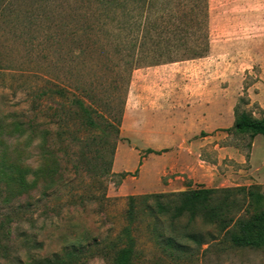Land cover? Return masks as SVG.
Masks as SVG:
<instances>
[{
	"label": "rangeland",
	"instance_id": "1",
	"mask_svg": "<svg viewBox=\"0 0 264 264\" xmlns=\"http://www.w3.org/2000/svg\"><path fill=\"white\" fill-rule=\"evenodd\" d=\"M96 6L94 0H0V264H44L74 250L77 241L86 247L70 264H114L111 248L129 224V198L152 194L127 189L119 195L121 186L126 180L136 189L152 183L147 169L158 161L148 150L179 139L186 144L211 137L215 145L239 149L244 165L218 158L216 165L221 175L231 174V167L247 175L232 180L240 185L220 188L256 186L254 191L264 196V136L252 140L232 130L241 98L249 99L242 109L264 118V0H208L205 57L161 60L132 72L121 135L106 176L112 128L101 125L92 132L108 142L98 161L96 146L88 150L70 144L74 136L90 132L65 113L67 143L57 147L55 109L67 102L41 97L43 88L67 86L74 67L87 71L96 64L85 57L72 59L74 52L93 49L89 43L104 38ZM108 87H99L100 93L108 90L99 95V105L104 117L115 122L124 93L114 97ZM118 153L119 169L128 172L115 173ZM145 160V176L136 182ZM153 203L137 202L132 264H264V247H237L225 235L202 244L187 241L176 251L164 249L153 234V217L144 211ZM260 206L264 210V199ZM199 226L213 231L201 221Z\"/></svg>",
	"mask_w": 264,
	"mask_h": 264
},
{
	"label": "trees",
	"instance_id": "2",
	"mask_svg": "<svg viewBox=\"0 0 264 264\" xmlns=\"http://www.w3.org/2000/svg\"><path fill=\"white\" fill-rule=\"evenodd\" d=\"M207 1L94 0L97 5L95 11L100 16L99 32H104V38L89 43V47L93 46V49L74 52L72 59L76 62L85 57V60L95 61L96 64H92L87 71L74 67L68 73L71 81L67 86L56 85L50 90L43 88L41 91V97L53 96L70 104L67 107V103H63L55 109L54 123L58 125L56 146L62 147L67 143L62 132L65 113L69 119L81 123L90 132L86 137L74 136L70 144L82 145L88 150L96 146L95 158L98 161L103 160L102 147L108 142L105 137L92 132L101 125L112 128L115 140L112 143L111 160L108 162V170L102 173L103 176L108 175L121 135L127 87L130 85L132 72L142 64L159 63L161 60L171 62L176 59L205 57L210 48ZM86 29L84 32L88 30ZM100 61L101 64H98ZM106 86H109L112 93L110 95L114 97L124 93L115 122L108 121L100 109L99 95L107 94L108 90L100 93L99 87ZM248 104L249 99L241 98L235 106L232 130L253 140L259 135L264 136V118L257 119L241 108ZM251 147L252 144L249 145ZM148 151L149 154H160L167 150ZM255 187H198L183 192L131 196L127 211L129 224L116 237L111 248L114 250V264H132L137 255L132 224L138 211L137 202L140 200L154 201L153 205H146L144 211H148L153 217L156 223L152 229L153 234L166 250H180L187 241L202 244L208 238L216 240L221 235H225L237 247H264V210L260 206L264 196L256 193ZM254 204L258 206L255 207ZM250 208H253L252 212H249ZM199 221L212 227L213 231H203ZM85 247L77 241L74 250L66 252L62 257L55 255L52 259H46L44 264H70L68 260L77 257ZM106 250L109 247L104 248L105 254L108 253Z\"/></svg>",
	"mask_w": 264,
	"mask_h": 264
},
{
	"label": "crops",
	"instance_id": "3",
	"mask_svg": "<svg viewBox=\"0 0 264 264\" xmlns=\"http://www.w3.org/2000/svg\"><path fill=\"white\" fill-rule=\"evenodd\" d=\"M210 138H198L186 144L179 139L174 143L175 145L153 148L155 151L163 149H168V151L162 154L149 155V157H154L158 161L155 168L147 169V175L151 176L152 183L138 185L136 189L131 188L129 180H126L120 188L119 195H122L123 191L127 189L139 194L183 192L190 188L193 189L198 184H203L206 188H220L233 184L232 180H244L245 175H247L243 174L247 172L244 169L235 170L231 167V174L229 172L227 175L219 174L216 158L219 159V162L221 159H229L231 163L237 164L239 167L246 163L245 155L234 146L215 145ZM214 155L217 156L213 158ZM118 157L119 153L114 166L115 173L128 172L119 169ZM147 162V160L142 162L136 182L141 181L145 176ZM255 168L253 167L254 171ZM233 185H240V183Z\"/></svg>",
	"mask_w": 264,
	"mask_h": 264
}]
</instances>
